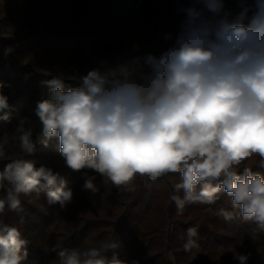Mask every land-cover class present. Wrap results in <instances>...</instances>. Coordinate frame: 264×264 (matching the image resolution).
Listing matches in <instances>:
<instances>
[{"label": "clouds", "instance_id": "9594fccd", "mask_svg": "<svg viewBox=\"0 0 264 264\" xmlns=\"http://www.w3.org/2000/svg\"><path fill=\"white\" fill-rule=\"evenodd\" d=\"M204 2L206 11L184 9L175 38L165 37L169 47L136 69L93 68L72 77L77 86L67 89L63 72L44 81L47 96L35 107L40 131L34 137L25 127L30 120L21 119L19 147L31 156L37 144L58 138L68 168L90 170L124 191L135 190L137 175L155 181L179 173L170 197L177 215L188 204H215L224 193L244 222L264 232V174L247 166L240 171L253 157L264 169V0H253L251 18L246 8L234 19L219 15L224 0ZM5 87L0 81V121L10 120ZM7 143L5 135L0 159ZM83 175V188L97 193L96 175ZM0 190V215L21 211V195L45 193L61 209L73 199L64 177L23 157L0 171ZM217 215L231 220L234 213L220 208ZM197 232L187 229L186 251L195 247ZM26 245L17 227L0 220V264H24ZM118 247L113 238L52 250L58 264H127L114 252L108 256ZM233 255L245 264L246 255Z\"/></svg>", "mask_w": 264, "mask_h": 264}, {"label": "trees", "instance_id": "16d2710c", "mask_svg": "<svg viewBox=\"0 0 264 264\" xmlns=\"http://www.w3.org/2000/svg\"><path fill=\"white\" fill-rule=\"evenodd\" d=\"M125 1L142 4L144 13L152 24V30L139 44L128 50L118 42L98 50L92 57H85L78 48L59 54L46 52L28 55L34 41L46 40L47 36L76 30L80 27L79 24L75 22L70 25L60 18L52 20L43 10L32 9L28 0H0V33L13 28L18 22H23L28 27V33L22 37L26 46H18L16 53L10 55L6 62L5 48L9 45L15 46L17 43L0 40V62L3 66L0 81L10 87L15 85L14 94L8 95L10 107L4 110L10 113V120L0 121V139L6 135L8 141L6 157L0 159V171L13 159L23 157L34 160L36 167L44 165L59 173L66 179L67 186L72 192L79 188L84 196L92 193L83 188L85 182L83 173L85 171L88 175L95 173L90 170L75 172L68 168L59 154L58 138H52L46 147L37 144L34 154L25 156L19 147V133L16 128L21 119L28 118L30 123L25 124V127L32 129L34 137L39 133L41 126L35 116V107L38 100L47 96L48 90L44 86V81L63 72L66 89L77 86V81L68 77L66 70L52 67L53 59L77 69H82L87 62H92L93 68L100 67L103 73L118 72L121 68L131 70L142 66L148 55L158 56L161 48L172 42L165 37L174 33L178 25L177 17L172 12L165 17L159 12L161 0ZM187 6L198 10L205 6V2L188 0ZM246 8L249 9L247 15L251 18L254 11L253 0H224L219 15H227L228 19H234ZM19 52L23 56H19ZM102 61L104 63L101 65ZM33 71L36 72L34 75ZM3 114L4 112L0 111V116ZM258 161L259 157L251 158L241 166L240 171L247 166L253 172L264 174V169L258 166ZM179 181V173L168 174L155 181L137 175L133 181L135 190L127 191V199L120 201L117 189L110 181L104 178L101 183L100 179H97L95 184L99 191L92 196L97 204L96 210L84 200L75 201L61 209L59 204H49L45 193L39 196L35 193L31 196L21 195L22 210L19 212L6 210L4 215H0V220L17 227L22 233V238L27 241L28 255L24 264H58L57 252L52 250L54 247L57 250L86 248L100 240L113 238L118 241L119 247L110 251L108 256L111 257L114 252L127 264H240V261L234 258V253L246 255L245 264H256L257 258L264 261V232L258 231L254 223L244 222L239 210L232 209L231 199L226 194L221 193L220 199L212 205L188 204L183 214L177 215L176 205L170 197L174 193L173 185ZM4 195L5 192L0 190V197ZM220 208L233 212V218L225 220L217 215ZM208 211L213 212L215 216H211ZM52 226L56 231L53 234L55 239L49 244L46 233ZM189 227L198 229L197 236L193 238L195 246L200 248L198 255L194 254L193 248L188 251L184 248L188 240ZM249 231L261 234L254 242L260 249L258 256L253 250L245 247L249 241L244 234ZM48 248H51V254L48 253ZM169 254L173 255L175 263L169 259Z\"/></svg>", "mask_w": 264, "mask_h": 264}, {"label": "rangeland", "instance_id": "374dc122", "mask_svg": "<svg viewBox=\"0 0 264 264\" xmlns=\"http://www.w3.org/2000/svg\"><path fill=\"white\" fill-rule=\"evenodd\" d=\"M28 4L32 9L43 10L46 15L54 20L60 18L68 24L77 22L79 28L76 30L65 31V34H57L47 36L46 40L34 41L33 46L28 51V55L33 56L36 53H62L75 48L80 49L85 57L94 56L98 50L107 48L114 43H122L125 50L141 42L142 38L152 30V24L147 19L142 4L136 1L125 0H28ZM188 0H161L159 12L165 17L169 13H173L177 17V27L171 35L173 36L179 30L181 21L185 18L184 9L191 8L187 6ZM194 8V7H193ZM198 10H205V6ZM211 15V13H207ZM28 33L27 24L18 22L13 28H9L6 32L0 33V40L11 43L16 41L17 45H9L5 48L4 61L6 62L10 55L16 53L18 46H26L22 37ZM90 36V37H86ZM171 43H167L161 48L164 51ZM23 56L21 52L18 54ZM24 62L26 59L24 58ZM54 69L66 70L68 77H75L86 74L88 70L93 69L94 63L87 62L82 69L66 66L64 63L58 62L57 59L52 60ZM0 62V76L3 74V66ZM26 65V64H25ZM24 65V66H25ZM6 66L7 63H6ZM36 72L33 71L34 75ZM15 85L9 89H4V94H14ZM96 175V180L100 179L103 182L104 178H99ZM93 193L84 196L79 188L73 192L72 202L84 200L93 209H97V204L93 200ZM117 196L120 201H124L128 197V192L117 189ZM211 216L215 214L208 211ZM55 229L52 226L46 233V240L50 244L53 241ZM249 243L245 247L253 250L256 256L259 255L260 249L254 244L261 237L259 232L249 231L244 234ZM50 246V245H49ZM195 255H198L200 248L193 247ZM48 253L51 254V248H48ZM169 259L175 263L172 254H169ZM55 261L53 260V263ZM256 264H264L263 259L257 258Z\"/></svg>", "mask_w": 264, "mask_h": 264}]
</instances>
